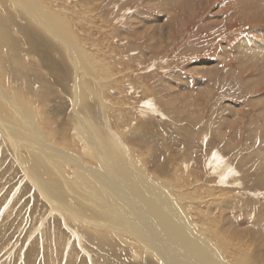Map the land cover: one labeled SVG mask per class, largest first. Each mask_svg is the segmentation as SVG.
<instances>
[{
	"label": "rangeland",
	"instance_id": "1",
	"mask_svg": "<svg viewBox=\"0 0 264 264\" xmlns=\"http://www.w3.org/2000/svg\"><path fill=\"white\" fill-rule=\"evenodd\" d=\"M14 1L0 0V264H161L133 227L48 197L57 177L87 197L118 166L164 190L214 262L264 264V0Z\"/></svg>",
	"mask_w": 264,
	"mask_h": 264
},
{
	"label": "bare ground",
	"instance_id": "2",
	"mask_svg": "<svg viewBox=\"0 0 264 264\" xmlns=\"http://www.w3.org/2000/svg\"><path fill=\"white\" fill-rule=\"evenodd\" d=\"M15 1L14 3H16ZM3 35L5 36L4 33ZM12 134L19 137L16 138L18 140L28 136L25 133L20 135L13 132ZM36 144L38 146V153L44 156L46 154L49 155V161H51L53 156H57V153L50 152V148L45 149L40 146L41 144L38 138H36ZM30 146H35L32 141L30 142ZM113 158L115 160L118 159L116 157ZM37 166L40 167V165ZM104 170L103 174L99 172L91 175V178L95 179V182L98 183L93 191H87L89 192L87 197L83 192L78 193L77 191V194L72 192V190L74 191V185L66 188L61 185L59 186L58 177L56 179L51 178L53 181L55 179L54 185L57 186H52L54 191L48 190V197L56 198L58 196V192L56 191L57 187L60 191H71L70 196H73L76 200L74 203H78V208L73 209L74 213H76L80 207L84 206L85 208L93 209L96 214L104 217L103 221L101 220L102 222L116 224L117 226L122 224L125 226L126 232H129L131 227H133L132 234L141 238L143 243L146 244V247L156 251L159 259L162 261L161 264H198L197 262H201V260L202 262L204 260L205 263L217 264L211 258L210 251L207 250L208 247L205 244L200 243L199 245L196 239H193L187 232H184L183 224L178 219L176 210L171 206L169 197L163 193L164 190L160 191L158 186L152 184L151 181L143 179L141 176H138L136 179L133 177L134 180L132 178L134 174L124 167H105ZM118 172L121 173L119 176H117ZM126 177L128 178L127 181ZM77 185V187H81L80 185H82V182ZM153 194H155L156 197H154ZM80 195L83 198H80ZM91 200H93V202ZM99 208L101 209L99 210ZM65 209L70 210L68 207ZM104 219H106V221ZM109 226L108 224L105 225L107 228ZM163 237L166 238V242L164 243ZM168 242H170L172 246H169ZM158 244H161L162 248ZM176 245L180 246L188 253L185 259L180 258V253L173 249ZM196 258H200L201 260L196 262Z\"/></svg>",
	"mask_w": 264,
	"mask_h": 264
}]
</instances>
